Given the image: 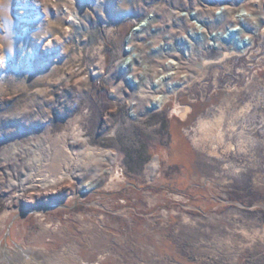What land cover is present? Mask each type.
Returning <instances> with one entry per match:
<instances>
[{
  "label": "rangeland",
  "instance_id": "obj_1",
  "mask_svg": "<svg viewBox=\"0 0 264 264\" xmlns=\"http://www.w3.org/2000/svg\"><path fill=\"white\" fill-rule=\"evenodd\" d=\"M263 30L264 0H0L1 264H23L18 247L46 264H264ZM249 37V56L200 67ZM219 107L215 159L189 135ZM85 149L115 160L71 162L77 189H17L34 157L46 179Z\"/></svg>",
  "mask_w": 264,
  "mask_h": 264
},
{
  "label": "bare ground",
  "instance_id": "obj_2",
  "mask_svg": "<svg viewBox=\"0 0 264 264\" xmlns=\"http://www.w3.org/2000/svg\"><path fill=\"white\" fill-rule=\"evenodd\" d=\"M210 17L211 16H209V18ZM71 18L73 20L78 21L77 16L74 14H71ZM209 18H208V21H209ZM263 32H264V30H263ZM248 39H250L249 42H246V41L242 42L244 44L243 45L244 48L241 49V53H240L242 55H244V54L250 55L252 53V49L254 47L253 39L250 37ZM245 44H247V46ZM254 51H256V50H253V52ZM223 52H225V53H223ZM235 53H236V51L232 52V49L229 47L223 48V50H222L223 55H221V58H219V57L213 58V60L203 59V62H202L203 70L206 72V70H207L206 65L210 64V62H213V64L215 65L214 66V68H215L217 66V64L222 63L223 59H227V58L234 57V56L238 55ZM128 61H130V60H128ZM200 73H201V71H200ZM201 76H202V73H201ZM201 76H199V77L202 78ZM162 103H165V101H162ZM177 103H179V102H177ZM249 107H250V104L248 103L247 106H243V109H247ZM133 109H134V107H133ZM189 109H190L189 106H184V105L181 106L180 105V107L175 109V114L180 116L182 119H185L186 114L189 111ZM239 113L240 112H237V113L234 112L235 116L239 115ZM133 116H135V115L133 114ZM225 116H226V112L222 107H219V113L215 114L213 117H209L208 115H202V116L200 115V117H198V119L195 123V126H193V128H192L194 133L193 134L191 133V135H189L190 140H191V142L195 148L199 149V148L205 147L207 145H210V149H208V155L215 158V159L221 158V153L218 150L217 145L222 143L224 141L223 138H225L226 133L224 134V132H226V131L223 129ZM234 124L235 123H232L230 126L233 127V126H235ZM252 134L253 133H250V135L247 139H249L253 143H255L256 138H253ZM74 135L77 138H72L71 144H84L85 143V139L81 138V133L79 131L75 130ZM225 146L231 147V144H227ZM61 157H63V156H61ZM105 158H110L111 161H114L115 160V154H113L111 152L101 153V152H96L94 150L85 149L84 152L77 153L76 156L72 157L70 155L68 157H64L63 159H61L62 161H64L63 169L55 172L51 176L48 175L46 179H39L38 173H40L39 170H40V167L42 166V162H41V159L38 156H36L32 160L31 166L26 171L22 172V178H21V180L19 179L20 182L17 184L15 183V184H16L18 190L23 191L29 187H31L32 189H43L47 186L55 185L59 181L69 180L71 182L72 187L74 189H77L78 187H76L75 173H70V174L68 173V171H67L68 165L71 162H73L77 165H83V166L87 167V166H89L90 163L95 161L96 162L95 167H96V170L98 171L100 169V165L105 161ZM148 168L151 171L152 176H155L158 169H159V161L156 157L151 161ZM110 175H111V181H114L118 177L116 175V173L112 170H110ZM92 186H93V184L88 182L86 184V189H90ZM17 191L12 196L13 199H16L19 196ZM16 255L19 258L17 260L22 261L21 263H23V264H26L27 261H30V259H40V260L44 261V264H46L44 256L42 255V253L39 250L34 249V248L22 249V248L18 247V253H16ZM3 257H4L3 251L0 249V264H1V259H3Z\"/></svg>",
  "mask_w": 264,
  "mask_h": 264
},
{
  "label": "built area",
  "instance_id": "obj_3",
  "mask_svg": "<svg viewBox=\"0 0 264 264\" xmlns=\"http://www.w3.org/2000/svg\"><path fill=\"white\" fill-rule=\"evenodd\" d=\"M217 19V20H216ZM200 21V22H204V20H202V19H199V18H197L194 14L192 15V18H191V23L194 25V27H197V33H199V30H201V26L202 25H199V24H197L195 21ZM214 20H216V21H214V24L215 23H217V25H220L221 24V21H220V19L218 18V17H214ZM205 24V23H204ZM203 24V25H204ZM207 25V24H206ZM139 28H141V27H137V29L139 30ZM249 40L250 39H248V38H245L244 39V41H246V42H249ZM244 41H242V42H244ZM241 42V49H243L244 47H243V43ZM237 45V44H236ZM246 46H247V44H245ZM237 46H239V44L237 45ZM233 48V47H232ZM203 51H205V49L203 50ZM234 51H236V53L235 54H238L237 56H234V57H230V58H227V59H223V61L222 62H228V63H233V62H235V61H238L239 59H241V58H243V57H245V56H249V54H244V55H242V54H240L241 53V50L239 51V50H237V48L235 49V50H233L232 49V52H234ZM223 53H225V52H223ZM202 54H204V53H202ZM221 55H223L222 53H218V56H213V57H208V58H206V59H209V60H213V58H221ZM202 62H203V59H201V61H200V67H203V65H202ZM234 64V63H233ZM232 64V66H234V68H236L235 66L237 65V64H235V65H233ZM208 66H212V65H214L213 64V62H210V64H207ZM206 65V66H207ZM213 67V66H212ZM211 67V68H212ZM237 74H239V73H237ZM236 77V76H235ZM219 78H217V80H218ZM218 83H219V81H218ZM212 87V86H211ZM189 95H196V92H194V93H192V92H190L189 93ZM198 95V94H197ZM184 106H189V107H191L189 104H184Z\"/></svg>",
  "mask_w": 264,
  "mask_h": 264
},
{
  "label": "water",
  "instance_id": "obj_4",
  "mask_svg": "<svg viewBox=\"0 0 264 264\" xmlns=\"http://www.w3.org/2000/svg\"><path fill=\"white\" fill-rule=\"evenodd\" d=\"M8 264H14L10 261L7 262ZM26 264H44V261L40 260V259H30V261H27Z\"/></svg>",
  "mask_w": 264,
  "mask_h": 264
}]
</instances>
